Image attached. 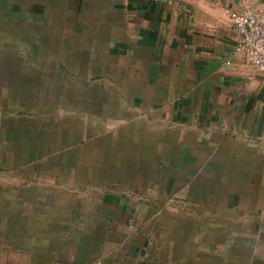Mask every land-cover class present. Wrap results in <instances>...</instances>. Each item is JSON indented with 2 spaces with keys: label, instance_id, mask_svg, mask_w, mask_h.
<instances>
[{
  "label": "crops",
  "instance_id": "obj_1",
  "mask_svg": "<svg viewBox=\"0 0 264 264\" xmlns=\"http://www.w3.org/2000/svg\"><path fill=\"white\" fill-rule=\"evenodd\" d=\"M0 0V264H264V0Z\"/></svg>",
  "mask_w": 264,
  "mask_h": 264
},
{
  "label": "built area",
  "instance_id": "obj_2",
  "mask_svg": "<svg viewBox=\"0 0 264 264\" xmlns=\"http://www.w3.org/2000/svg\"><path fill=\"white\" fill-rule=\"evenodd\" d=\"M172 4L173 0H155ZM239 34L236 52H244L252 64L264 73V1L250 3L239 11H229ZM264 127V124H263Z\"/></svg>",
  "mask_w": 264,
  "mask_h": 264
}]
</instances>
